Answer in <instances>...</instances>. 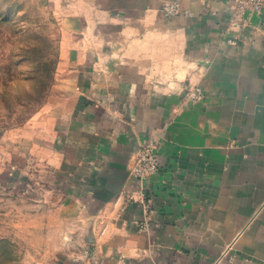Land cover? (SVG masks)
Masks as SVG:
<instances>
[{
	"label": "crops",
	"instance_id": "crops-1",
	"mask_svg": "<svg viewBox=\"0 0 264 264\" xmlns=\"http://www.w3.org/2000/svg\"><path fill=\"white\" fill-rule=\"evenodd\" d=\"M117 5L102 63L67 80L81 107L59 152L88 186L96 240L82 264H264V10L236 24L235 0ZM148 145L160 169L139 182Z\"/></svg>",
	"mask_w": 264,
	"mask_h": 264
},
{
	"label": "rangeland",
	"instance_id": "rangeland-1",
	"mask_svg": "<svg viewBox=\"0 0 264 264\" xmlns=\"http://www.w3.org/2000/svg\"><path fill=\"white\" fill-rule=\"evenodd\" d=\"M119 1L0 0V264L94 255L88 186L59 146L71 148L67 118L81 107L67 80L102 63L93 52L109 46L103 21Z\"/></svg>",
	"mask_w": 264,
	"mask_h": 264
},
{
	"label": "built area",
	"instance_id": "built-area-1",
	"mask_svg": "<svg viewBox=\"0 0 264 264\" xmlns=\"http://www.w3.org/2000/svg\"><path fill=\"white\" fill-rule=\"evenodd\" d=\"M236 24L245 22L246 16L251 13L260 14L264 10V0H235ZM179 11V4H174L168 9V13L173 14ZM192 102L203 99L202 92L199 87H193L188 94ZM160 169L159 157L157 149L153 145H148L137 153L131 175L139 182L147 178L150 174Z\"/></svg>",
	"mask_w": 264,
	"mask_h": 264
}]
</instances>
